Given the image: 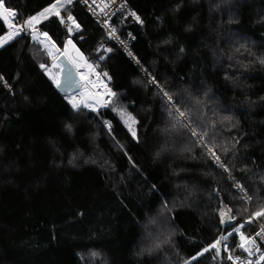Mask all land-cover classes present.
<instances>
[{"label":"trees","instance_id":"obj_1","mask_svg":"<svg viewBox=\"0 0 264 264\" xmlns=\"http://www.w3.org/2000/svg\"><path fill=\"white\" fill-rule=\"evenodd\" d=\"M55 2L6 0L21 24ZM125 2L142 26L119 32H131L139 61L194 119L216 121V151L234 179L203 148L185 150L188 136L172 129L155 89L73 1L36 29L60 50L71 40L115 95L97 112L73 110L41 67L39 43L22 32L0 47V264H185L264 202V0ZM69 14L80 26L72 35L60 24ZM113 108L135 119V137ZM236 182L254 194L243 215ZM222 201L236 217L224 229ZM238 242L229 237V249ZM214 253L191 264H232L223 245Z\"/></svg>","mask_w":264,"mask_h":264},{"label":"snow or ice","instance_id":"obj_2","mask_svg":"<svg viewBox=\"0 0 264 264\" xmlns=\"http://www.w3.org/2000/svg\"><path fill=\"white\" fill-rule=\"evenodd\" d=\"M72 2L73 0H56L55 3H53L49 8H46L44 11L39 13V15L31 16L28 19L24 20L23 24H21L19 20L16 19V11L12 10L10 6L6 4V0H0V20H2L4 24H6L10 29L7 35L0 36V47L8 43L11 39H14L16 36H19L21 32L25 30V28L31 29L33 40H37L40 43H44V40L48 39V33L38 32L36 30V25L39 24L42 19H47L49 16L60 17V8L64 7L66 4L70 5ZM131 15L134 16L137 21L140 20L139 16H136L135 13H131ZM67 19L71 21L73 25H76L77 29L79 28V25L76 24L75 19L70 14L67 16ZM60 22L64 23L65 21L63 18H61ZM68 31L72 32L73 29L69 27ZM112 32L114 33L115 30L113 29ZM41 36L44 37V40L40 39ZM68 45H71L72 48H75V45L72 44L71 40L68 41ZM52 47L54 48L55 45H53ZM57 51L59 50L57 49ZM66 51L67 48L65 49V52ZM107 51H111V49H107ZM77 53L79 54L78 49ZM48 54L50 56L53 55L51 50H49ZM101 59H103V57H101ZM53 60V66L59 67V65L55 64V57H53ZM78 61H83L82 66H85L88 69H94V65L87 63V61L84 60L82 54L78 55ZM260 63H264V59H262ZM77 66L81 65L78 64ZM41 67L45 68L46 66L42 64ZM68 75L70 76L71 73L69 72ZM80 75L81 79L87 78L86 75L83 73H81ZM104 75L107 76V73H104ZM53 80L59 88L60 83L56 81L54 77ZM153 83H156L155 80H153ZM157 87L162 93V97L166 98L164 99V104L170 118L172 129H178L188 136L189 146L186 147L185 150L191 151L192 146H199L203 148L209 159H211L217 165V167L223 169L224 172H228L229 179H234V177L231 176L230 169L221 160L220 155L216 151V148L219 147V145L216 144L215 139V137L218 135V133L215 131L216 121L211 120L210 118H206V113H200L194 119L192 109L189 105H186L179 100H175L173 98V95L170 94L168 91L164 90V88L159 84H157ZM106 94L109 96L115 95V93H112L110 89ZM96 95L98 96L99 94ZM69 103H71L72 108L77 111H79L80 108L83 107L90 108L92 111L96 112L98 111V107L108 106V101L101 99H95L93 103H89L87 97H81L79 101L72 99L69 100ZM113 110H118L121 117L127 115V120H125L126 124L128 123V121H131L133 124L136 123L135 119L130 114H127L125 109L113 108ZM224 120L230 122L231 118L224 117ZM104 123L111 131L110 122L104 121ZM129 131L132 132L133 137L136 136V132L131 127H129ZM223 150L227 152L226 148ZM233 187L237 189L238 198L244 201L245 206H242V208L240 209V215H243L244 213H247L249 211L246 205L252 202V200L254 199V194L250 195L246 187L243 184H240L239 182H236ZM221 203L223 204V201ZM232 212L233 209L231 207H228V205L223 204V207L219 212L220 223L225 224L226 222L231 223L235 221L236 217L232 215ZM257 222H259V229L254 233V235H248L245 231H242L243 229H246L247 225H252ZM234 234L235 236L239 237V242L236 243L234 247L230 250L227 241L229 240V237H233ZM257 237L260 238L259 242L257 241ZM261 244H264V202H261L251 212V214L243 220V222L239 223L238 225L234 224L231 231H228L226 235L221 234L213 243H211L209 246H206L202 251H200L197 256H193L191 260H195L198 256H202L204 255V253H207L213 249L215 250L213 258L215 259L216 257L220 256L221 246L223 245L224 252L228 253L226 258L229 261H232V264H253V261L251 259L242 258L241 256H235V249H239L243 253H246L248 257H252L255 253H260L257 262V264H259V262L264 261V252L261 251ZM157 247H159V245H157ZM191 260H186L185 264H191Z\"/></svg>","mask_w":264,"mask_h":264},{"label":"built area","instance_id":"obj_3","mask_svg":"<svg viewBox=\"0 0 264 264\" xmlns=\"http://www.w3.org/2000/svg\"><path fill=\"white\" fill-rule=\"evenodd\" d=\"M73 1H77L84 8V10L90 14L94 22H96L100 27L103 28L107 38L110 41H112L116 45V47L119 48L124 53V55L128 58V60L139 70V72L148 81L149 85H151L155 89L161 100L164 102V99L166 98L162 97V93L157 87V84H159L158 81L154 79L152 73L142 65L138 57L132 51L131 43L134 40V36L131 34L130 31H127L125 33L119 32L118 28L120 26L122 27H127L130 25H136L138 27L142 26V20L140 19L139 21H137L135 17L131 15V13L134 12L129 11L126 8L125 0H73ZM68 6L71 8V4ZM60 24L62 25L61 22ZM76 24H78L77 21ZM72 29L73 31L69 32V35H72L73 33L80 30V26L77 29L76 25H74ZM113 29L115 30L114 33L112 32ZM26 34L30 38H32V34L29 33ZM153 80H155L156 83H153ZM53 81L54 80L52 79L51 82L53 83ZM101 109L103 108H98V111ZM244 254L247 256L246 253ZM257 254L258 253H255L252 257H248V256L247 257L253 258L257 256Z\"/></svg>","mask_w":264,"mask_h":264},{"label":"rangeland","instance_id":"obj_4","mask_svg":"<svg viewBox=\"0 0 264 264\" xmlns=\"http://www.w3.org/2000/svg\"><path fill=\"white\" fill-rule=\"evenodd\" d=\"M64 7H68L70 9V7L68 6V4H66ZM67 16L66 15L63 19H64V23H62V25L64 24L66 30H67V34L69 35V31H68V28L69 27H73L74 25L71 23V21H69L67 19ZM61 20V18H60ZM6 25V24H5ZM7 26V25H6ZM8 27V26H7ZM8 29V32L10 31L9 28ZM37 30V29H36ZM38 31V30H37ZM24 33H29L31 34V30L25 28L24 31H22ZM21 32V33H22ZM18 37V36H16ZM15 37V38H16ZM32 42L34 43H38L36 40H33L32 38H30ZM41 40H44V37H40ZM12 40V39H11ZM40 46L42 47V51L45 53V55L47 56L48 58V61H47V64H46V67H45V72L46 74L48 75L50 81L53 79V77L55 78L56 81H58V75H59V67H54V60H53V57L56 58V55L59 54L60 52H62L63 54H65V56L68 58V60L73 64V66L75 67L76 71H79V67H83L85 68L89 73H90V77L91 79L90 80H81L82 82V86H81V89L77 92V93H81L83 95V97H87L88 98V102L89 103H93L90 101L92 95H91V92H90V89H92V87H97V88H100V92L106 94L109 90L108 86L106 85V81H107V77L105 75H103L102 73H98L95 69H88L87 67L85 66H82L83 63L81 61H78L77 57L74 56V54L72 53L71 51V47L70 45H68V42H65V45L63 47L62 50L58 49V47L55 45V43L50 39V37H48L47 40H44V43H40ZM55 45V47L53 48L52 46ZM67 48V51L65 52V49ZM57 49L59 51H57ZM49 50L52 51L53 55L50 56L48 54ZM99 61H101V57L98 58ZM55 64L58 65V63L56 62V59H55ZM81 65V66H77V65ZM92 74V76H91ZM91 81V82H90ZM54 84H56L54 81H53ZM91 83V84H90ZM69 97L68 99V103H69V100H72V95L69 94L67 95ZM111 97H109V100H108V104L111 102ZM94 100V98H92ZM70 107L72 108V105L71 103H69ZM83 108V107H81ZM98 108H104V107H98ZM73 109V108H72ZM87 110H91L90 108H85ZM74 110V109H73ZM94 112V111H93ZM97 112V111H96ZM121 121L122 123L124 124L125 128L127 129V131L130 133V135H132V132L129 131V127H131L134 131H135V123L133 124L131 121H128V123L126 124L125 123V120H127V115H125L124 117H121ZM133 136V135H132ZM259 238V237H258ZM260 239V238H259ZM248 259H251V258H248ZM254 259V258H253ZM257 262H258V259H257ZM256 260L253 261V264H257Z\"/></svg>","mask_w":264,"mask_h":264},{"label":"water","instance_id":"obj_5","mask_svg":"<svg viewBox=\"0 0 264 264\" xmlns=\"http://www.w3.org/2000/svg\"><path fill=\"white\" fill-rule=\"evenodd\" d=\"M56 62L59 65V75L58 82L60 83V87L53 84L57 91L63 95H69L78 92L81 89L82 82L77 74V71L73 64L68 60L65 54L62 55V52L56 55ZM71 73L69 76L68 73ZM92 76V74H91ZM235 221L225 224H221L222 228L229 227L233 225Z\"/></svg>","mask_w":264,"mask_h":264},{"label":"bare ground","instance_id":"obj_6","mask_svg":"<svg viewBox=\"0 0 264 264\" xmlns=\"http://www.w3.org/2000/svg\"><path fill=\"white\" fill-rule=\"evenodd\" d=\"M78 69H79V71H77V74H78L80 80H84V79H81V75H80L81 73H83V74L86 75L87 78L85 80H90L91 79L90 73L85 68L79 67ZM90 92H91V95H92V97L90 99L91 102H94L95 99H101V100H105V101H108L109 100V97L110 96L107 95V94H104V93L100 92V88L92 87V89H90ZM96 94H99V95L97 96ZM71 95H72V98L75 99V100H77V101H79L81 99V97H83V95L81 93H77V92L76 93H73ZM92 98H94V100Z\"/></svg>","mask_w":264,"mask_h":264},{"label":"crops","instance_id":"obj_7","mask_svg":"<svg viewBox=\"0 0 264 264\" xmlns=\"http://www.w3.org/2000/svg\"><path fill=\"white\" fill-rule=\"evenodd\" d=\"M6 26V25H5ZM7 27V26H6ZM8 28V27H7ZM29 30H31V29H29ZM41 37H43V36H41ZM5 45V44H4Z\"/></svg>","mask_w":264,"mask_h":264}]
</instances>
